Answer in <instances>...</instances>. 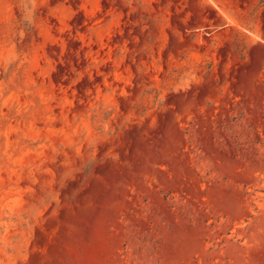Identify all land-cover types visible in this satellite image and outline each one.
<instances>
[{"label": "rangeland", "instance_id": "obj_1", "mask_svg": "<svg viewBox=\"0 0 264 264\" xmlns=\"http://www.w3.org/2000/svg\"><path fill=\"white\" fill-rule=\"evenodd\" d=\"M0 264H264V0H0Z\"/></svg>", "mask_w": 264, "mask_h": 264}]
</instances>
